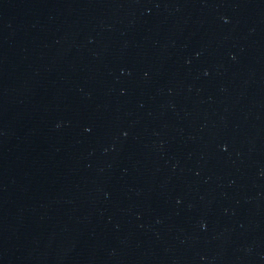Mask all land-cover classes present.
Here are the masks:
<instances>
[{"label": "water", "instance_id": "water-1", "mask_svg": "<svg viewBox=\"0 0 264 264\" xmlns=\"http://www.w3.org/2000/svg\"><path fill=\"white\" fill-rule=\"evenodd\" d=\"M0 264H264V0H0Z\"/></svg>", "mask_w": 264, "mask_h": 264}]
</instances>
